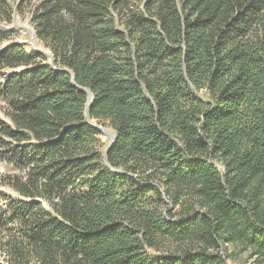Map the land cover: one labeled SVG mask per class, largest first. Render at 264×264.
I'll return each mask as SVG.
<instances>
[{"label":"trees","instance_id":"trees-1","mask_svg":"<svg viewBox=\"0 0 264 264\" xmlns=\"http://www.w3.org/2000/svg\"><path fill=\"white\" fill-rule=\"evenodd\" d=\"M0 166V264H264V0H0Z\"/></svg>","mask_w":264,"mask_h":264},{"label":"rangeland","instance_id":"rangeland-1","mask_svg":"<svg viewBox=\"0 0 264 264\" xmlns=\"http://www.w3.org/2000/svg\"><path fill=\"white\" fill-rule=\"evenodd\" d=\"M13 28L17 29L18 32L12 35L13 39L16 41H22L25 40L26 32L30 33L32 32V29L28 25V22L22 18L17 17L16 21L13 24ZM26 31V32H25ZM106 133L113 135L112 132L108 129H103ZM104 134V133H103ZM102 141L108 142L110 141L109 137L104 134L102 137ZM0 171H3V167L0 166ZM225 254L228 255V264H252L251 260L248 258V255L245 253H242L238 249L230 248L225 250Z\"/></svg>","mask_w":264,"mask_h":264},{"label":"water","instance_id":"water-1","mask_svg":"<svg viewBox=\"0 0 264 264\" xmlns=\"http://www.w3.org/2000/svg\"><path fill=\"white\" fill-rule=\"evenodd\" d=\"M31 35H32V37H33V39H34V34H33L32 32H31ZM32 42H34V41L32 40ZM84 91H85V92L87 93V95H88V102H87V113H88V110L90 109V107H91V105H92L93 97H92V94H91L90 92H88V91H86V90H84ZM87 116H88V115H87ZM97 128H98V130H100L101 132H103L104 134H106V135L109 137V139H110V141H109V145H108V148H107V150L105 151V156H104L105 160H107L108 153L110 152V150L112 149V147H113V145H114L115 137H114V135H110V134L106 133V132L103 130V128L98 127V126H97Z\"/></svg>","mask_w":264,"mask_h":264},{"label":"clouds","instance_id":"clouds-1","mask_svg":"<svg viewBox=\"0 0 264 264\" xmlns=\"http://www.w3.org/2000/svg\"><path fill=\"white\" fill-rule=\"evenodd\" d=\"M32 33H33V32H32ZM32 40L35 41V40L33 39V37H32Z\"/></svg>","mask_w":264,"mask_h":264}]
</instances>
